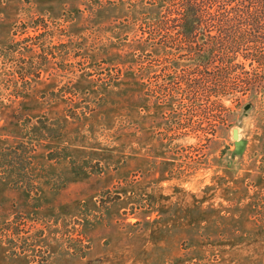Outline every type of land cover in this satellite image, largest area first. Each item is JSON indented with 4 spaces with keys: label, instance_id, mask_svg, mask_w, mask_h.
<instances>
[{
    "label": "rangeland",
    "instance_id": "1",
    "mask_svg": "<svg viewBox=\"0 0 264 264\" xmlns=\"http://www.w3.org/2000/svg\"><path fill=\"white\" fill-rule=\"evenodd\" d=\"M171 1L0 0V264H264V98L175 88Z\"/></svg>",
    "mask_w": 264,
    "mask_h": 264
},
{
    "label": "trees",
    "instance_id": "2",
    "mask_svg": "<svg viewBox=\"0 0 264 264\" xmlns=\"http://www.w3.org/2000/svg\"><path fill=\"white\" fill-rule=\"evenodd\" d=\"M161 1L156 4L163 6ZM156 27L161 39L175 30L181 37L177 50L196 63L174 84L199 102L200 112L223 115L220 100L229 96L264 98V0H173ZM25 75L22 81L28 84Z\"/></svg>",
    "mask_w": 264,
    "mask_h": 264
},
{
    "label": "water",
    "instance_id": "3",
    "mask_svg": "<svg viewBox=\"0 0 264 264\" xmlns=\"http://www.w3.org/2000/svg\"><path fill=\"white\" fill-rule=\"evenodd\" d=\"M238 136H239L238 130H235V131H234V138L237 139Z\"/></svg>",
    "mask_w": 264,
    "mask_h": 264
}]
</instances>
